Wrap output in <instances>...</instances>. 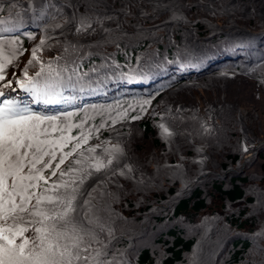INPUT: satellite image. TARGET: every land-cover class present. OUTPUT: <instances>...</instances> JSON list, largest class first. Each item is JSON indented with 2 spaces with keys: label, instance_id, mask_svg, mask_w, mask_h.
<instances>
[{
  "label": "trees",
  "instance_id": "16d2710c",
  "mask_svg": "<svg viewBox=\"0 0 264 264\" xmlns=\"http://www.w3.org/2000/svg\"><path fill=\"white\" fill-rule=\"evenodd\" d=\"M128 1L125 0V5H128ZM183 3H186L187 0H181ZM123 4L124 2L121 1ZM181 2V3H182ZM207 5L197 6L185 12L183 17H186V20L182 18L184 21H190V26H192L193 32H188V35H195L196 38H204L207 35L206 31L210 27L213 26V23L207 22L206 16L213 17L215 16L211 11H215L221 17H226L228 23L232 25H237L240 29L258 32L259 30L264 29V0H228L224 1L218 7H212V1H203ZM197 3V2H196ZM196 13L198 20L190 19L193 13ZM6 8L3 7L1 12L5 13ZM147 11L143 7L133 8L134 13L136 14V18L140 19L142 16L147 14ZM142 12L144 14H142ZM200 15L204 16L201 17ZM193 18V17H192ZM195 19V18H194ZM211 19V18H209ZM203 21L209 24V28L205 26H197L195 27L196 22ZM197 29V30H196ZM186 31H189L186 28ZM181 33L184 35L185 30H182ZM193 33V34H192ZM186 34V33H185ZM245 41L242 42L239 33H236L235 30L229 34H217L212 38L201 39L197 42V44H193L189 46L181 37L178 38V41L181 43L180 46L173 45V43H169L165 46L159 47L158 51L155 54L141 53L146 49V46L150 44V40H146V37H141V40H146L140 48L135 49L133 51H127L123 55L120 54L117 56V62L119 66L115 67L114 65L108 67L107 69H97L99 64L91 65L89 61H83L78 65L77 69L68 73L69 76L74 79L73 81L68 82L64 88L62 89V99L70 96V91H80L87 90L88 85H80V82H84L82 79L84 74L92 71L90 78L87 83L91 84L88 88H95L102 84L108 83V80H112L113 78H120L122 75L120 74L122 71H125L129 66L133 67L136 65V56L140 57L141 65L139 69L142 74H147V80L151 81V85L149 87L143 88H131V87H123V83L108 85L107 89L102 92V95H108L105 99L111 98V100H107V102H100L98 104H94L92 106H88V108H77L73 115L70 117L74 127L71 128L69 135L72 137H77L79 139V133L82 131L88 135L87 143H82L81 148L98 143L103 136L108 135L113 130L116 129H124L125 133L128 125L132 122H141L140 128L147 135H151L155 133L153 124L150 122V107L152 108L155 104L160 101H168L173 99L174 94L173 91L181 85L189 84L193 81H200V84L204 86L202 91H212L213 96L217 99L213 102L210 101H201V109L204 107H210L212 110V114L220 116V112L222 111V105L220 102H225L223 100L226 90L222 87L211 88L206 86L205 84H209L211 82H215L219 77L226 78V76L230 75L232 77L238 76V78H242L247 75L251 79L255 80L260 85L264 86V44L259 45L258 43L263 41L261 37H250L248 35L245 36ZM7 40H15L16 43L14 45H4V50H12L18 49L21 54L20 57L26 55L27 49L29 47V42L27 38L22 36H14V37H5ZM141 41V42H142ZM170 41V40H169ZM173 42V40H171ZM242 42V43H241ZM249 44H246V43ZM246 45H245V44ZM243 44V45H242ZM144 49V50H142ZM228 49L229 54H237L244 53L246 56L239 57L235 60H223L224 51ZM69 53V52H68ZM141 53V54H140ZM13 52L7 53L8 56L13 57ZM70 54V53H69ZM75 54V53H74ZM5 55V53H4ZM222 59V60H221ZM13 61H17L16 58L12 59ZM96 61V60H95ZM227 68L219 69L211 72L210 74L205 75L204 77H190L187 75H176L174 77H168L165 79H159V74H166L167 72H176L182 68L191 69V65H198L197 69L202 67H215L222 64H227ZM89 67H95L93 69H89ZM261 67V69H260ZM247 69L253 71V73L247 72ZM82 71V72H81ZM109 72L111 75L105 81L97 82L95 78L104 72ZM74 72V73H73ZM116 73V74H115ZM114 76V77H113ZM171 79V80H170ZM170 80V81H169ZM166 81H169L166 83ZM110 82V81H109ZM165 82L160 89L157 90L156 94L158 96L151 99H146L147 90L156 87V85ZM205 83V84H204ZM218 85V83H217ZM116 88L113 92H109ZM198 91H201L198 90ZM172 92V93H171ZM204 94H199L198 96L204 97ZM201 99V98H200ZM205 100V99H204ZM147 101V102H146ZM81 104L82 101H79ZM76 101L69 100L67 105H78ZM194 103V102H193ZM196 104V103H195ZM235 105H228V111L233 112L232 107ZM222 107V108H221ZM219 111V112H218ZM226 111V110H224ZM211 113H209L210 115ZM132 117H136V119H132ZM84 121V124L81 126L80 122ZM206 121V119H205ZM242 126L246 123H241ZM213 125V124H212ZM209 126V129L212 127ZM244 130L248 129L247 126L241 127ZM204 132V135H201L204 130L202 128H198L195 132L190 131L183 132L184 139H179L176 143H171L170 146L177 149H183L184 146L188 145L190 141L194 140L195 142L201 144V146L207 147L208 143L203 140L207 134H209L210 130ZM98 130V131H97ZM240 137H233L234 141H237V144L245 143L243 141L244 133L241 132L240 129ZM53 135H59V133H54ZM262 137L256 138L258 141H262ZM249 140V139H247ZM77 142V140H70L65 147L64 151H69L72 146ZM236 144V145H237ZM161 148L160 153L168 152L170 155H176L172 152H169L164 148L163 144L156 145ZM227 149L228 155H223L224 158L220 160L219 166L214 168L215 173L208 176L204 181L198 182L193 190L189 194H185L182 197H179L173 200L170 204L169 201L173 199V196L178 195L179 190L173 188L171 185L176 187V184H170V187L166 185H159L156 187L147 188L145 191L149 194L147 197L144 196L143 189L146 185L156 186L155 184L159 183L161 179H171L172 176L168 175L167 177H162L158 174H152L147 176L144 179V183L142 185H137L134 183L135 190L140 192L139 199L134 200L131 198L133 203L139 207V213L134 217H130L129 223L133 225L132 227H127L126 229H117L115 230L114 235H126L130 236V238H134L135 234L141 229L142 221L145 220V215L150 211V209H154L155 206H159L157 210L150 215V220L147 221V227L144 231L139 234L138 238L144 237L148 233H152V239L156 240L155 247H152L150 243L145 245H141L139 247H133L131 243H129L126 239H119L117 241V245L115 247L116 260L123 264L120 255L117 251L124 249L123 251H127L125 253L127 255L128 260L131 264H188L189 256L194 250V244H196V238L187 236L185 231L179 226L176 225V221L187 217H193L199 215L202 211L206 210L208 198L205 195L206 191L204 187L207 188L209 186L213 187L215 194L219 195L221 199L224 201L235 204L239 202H243L247 197V187L249 185L252 187V183H250V178H245L243 175L245 174V170H250L252 167H255L256 164L260 160L264 161V146L261 148L260 157L255 158L253 161L247 162L244 168H238L232 172H230L226 178H222L226 174L229 168L238 166V163L241 159L238 157L239 151H237V147H224ZM191 153V152H190ZM182 158V156H181ZM158 159V158H157ZM166 162V161H165ZM154 164H159V162L155 161ZM136 165V164H135ZM213 170V169H212ZM165 170L159 172V174H163ZM219 172V174H218ZM59 173V172H57ZM195 176H191L187 179H193ZM53 178V177H52ZM152 181V184L149 182ZM207 181V182H206ZM206 182V183H205ZM258 187H261V183L257 182ZM100 191V189H99ZM131 196V194H130ZM249 205L254 204L255 196L253 198L246 199ZM123 209L119 211L122 212ZM240 212V213H239ZM133 216V215H132ZM228 222L231 225H223L225 228L230 229L231 236L227 237L223 241L222 248L220 249L218 255L216 256L215 264H264V245L261 243H257L255 239H253V234L251 232H245L247 228L249 230H253L252 224H254V220L250 219L246 211L240 209L237 213H231L230 218H228ZM99 231V229H97ZM101 239L107 237L106 230L100 233ZM30 236V235H29ZM137 238V239H138ZM136 239V241H137ZM115 264V262H114Z\"/></svg>",
  "mask_w": 264,
  "mask_h": 264
},
{
  "label": "snow or ice",
  "instance_id": "6c2138e0",
  "mask_svg": "<svg viewBox=\"0 0 264 264\" xmlns=\"http://www.w3.org/2000/svg\"><path fill=\"white\" fill-rule=\"evenodd\" d=\"M176 18L177 9H173L170 19ZM105 19L103 15H82L78 21L71 18L69 23L76 22L77 32L95 31L92 24L108 32L103 26ZM53 20L59 21L53 27H62L63 17H53ZM8 23L7 19L0 20V25ZM46 39L45 35L32 49V59L22 76L9 79L6 69L13 57L4 55V45H14L16 41L0 36V264H120L112 252V242L117 237L112 226L111 204L104 198L107 195L118 200L119 194L108 192L107 185L114 183L121 188L119 179H113L117 175L142 185L143 173L139 178L135 175L139 169L127 162L119 134L113 137L117 143L105 142L103 154H96L93 148L80 150L72 164L61 170L65 160L77 153L82 143H87L88 135L82 131L77 139L68 134L74 127L70 119L72 112L38 113L16 93L19 88L28 100L45 103L62 97L65 86L62 73L67 68L58 64L59 57L47 63L39 59L38 51L44 49ZM67 47L75 49L77 46L68 44ZM18 51L13 49V55ZM31 67H38L33 75H29ZM80 124L82 126L84 121ZM160 127L171 145L178 133L164 124ZM201 127L203 135L209 126L202 122ZM70 140L77 142L69 151H64ZM202 150V147L197 149ZM247 151L246 142L242 143L241 155ZM165 167L181 168L179 164ZM97 173L96 183L90 186L92 190L85 189V180ZM188 183L185 181V187ZM98 185L103 188L100 195L94 197L92 192L97 191ZM260 203L258 197L257 204ZM105 230L107 237L101 239L100 233ZM29 231L30 236L25 234Z\"/></svg>",
  "mask_w": 264,
  "mask_h": 264
},
{
  "label": "rangeland",
  "instance_id": "374dc122",
  "mask_svg": "<svg viewBox=\"0 0 264 264\" xmlns=\"http://www.w3.org/2000/svg\"><path fill=\"white\" fill-rule=\"evenodd\" d=\"M30 1L32 0H0V5L5 4L4 6L12 8L15 7V5L13 4L16 3V7H22L25 4H28V2ZM57 1L60 6H64L66 2L71 0ZM101 1L106 2V4L108 5V9H110L107 14H104L107 11V7L103 6ZM213 1H215L213 2L215 6H219L221 3L228 0ZM76 2L77 0H75L74 5H72L71 8L74 11V15L77 17V21L82 15H103L106 17V19L103 21V26L108 27L110 31L108 32V35H106L107 32L103 31L99 25L94 24L92 29H95V31H92L91 29L81 32L73 30L71 32L72 35L70 40L83 41L82 43H80V49L86 47L85 51H87L88 49H91L92 51L97 50L100 51L98 54H100L101 56H109L112 54L118 55L119 52H121L122 50L124 51L127 45H132L131 43H137L138 41H140V45L143 46L142 44L145 43L146 40H150V45L148 46L149 48H147L149 49L147 50L149 51L148 54L157 51L159 47L167 45L169 39H173L174 42H176V46H180L181 43L178 41V38H180L179 35H182L181 33L183 32H181L182 30L177 22L182 21L184 24L185 21H183L180 17L179 10L181 9V6L188 7L192 5V3H186V5H184L183 3L178 4L171 2V0H159L157 1L155 6H152L153 10L150 8V14H147L146 17L142 16L140 19H135L133 17L132 21L120 22L121 27L117 29V24L114 20L116 17L120 16L122 10L123 12L126 11V13H130L131 15L135 16L136 13L133 12V8H138L139 4H134L133 6V3H131V1H128V5H124L119 1L111 2L109 0H92L90 1V3L85 0L84 2H86V5H89L88 9L84 7V3L82 8H78ZM157 5L160 6L157 7ZM130 6H132L131 9ZM95 9H98L99 12L95 13ZM173 9H177L176 19H170ZM19 13L20 12L15 11L14 13H11V15L15 17ZM217 15L218 13L215 11V14L211 16L219 18L213 19V17L208 16L209 22L213 23L211 31L218 32L225 28H228L229 26H232L231 23H228V18L226 19V17L224 16L221 17L220 15ZM192 17H190L191 20H193L194 18H198L196 13H193ZM183 19L186 20V17H183ZM56 22L59 21H53L51 14L46 15L45 13V20L42 23V28L46 27L43 30L44 35H41L39 39L33 43L36 47L40 44V40L42 38H45V35L47 36L46 47H44L45 50L38 51V57L40 60L43 59L42 53L45 52L48 48L49 50H51L50 48H55L57 42H66L67 39H69V26L71 25H69V23L67 25L66 21L63 20L62 27L55 28L53 27V25ZM189 23L191 22L186 21L185 26L190 29L192 28V26H190ZM183 24L182 26L184 27ZM133 25H136L135 29H132ZM77 26L78 25L76 24V27ZM197 26H205L209 28L207 23L203 21L196 22L195 27L197 28ZM37 29L38 31L42 30L41 28ZM188 32L190 33V31H187L185 33ZM206 33L208 35L210 33V29L206 31ZM243 35L244 34H241V36ZM183 36H185L184 41H188L187 43H190V37H186V35ZM141 37H146L147 39L142 41ZM96 44L100 45L98 46ZM133 45L135 46L136 44ZM76 48H78V46ZM62 50L63 48H61L60 51H56V54L46 60H43V62H47L55 56H58ZM10 51L13 52V49L8 51L4 50L5 55H7V53H9ZM30 53L31 52L29 47V51L26 53L27 55L20 57V55H18V52L15 56L12 54L13 58H16L17 61L15 62L12 60V63L7 66L9 69V79H15L22 76L23 69L28 65V61L32 59ZM90 54L91 56L97 55V53L93 52ZM87 57L89 56L86 53L85 55H80L76 58L68 57V55H66L58 60V64L66 65V73H69L72 72L70 69L73 70L74 67L81 62V60L86 59ZM0 60H2V57H0ZM34 69L37 70L38 67L29 68V75L32 71H34ZM247 72H249V69H247ZM249 73H253V71H250ZM200 85L201 84L196 83L186 86H179L173 91L174 97L172 99V102H182L183 100L187 102H194L192 108H194L195 103L197 104L196 108H194L195 110H193L192 108L191 110H186V116L190 117H187L184 120L177 121L184 128L192 126H194L195 128H202L201 123L205 122L203 121L204 119H206L205 123L213 124L209 129V134L201 139V141L205 140L208 143L206 148L192 140L188 145L184 146L183 149L173 148L172 146L164 147L167 151L176 154L170 155L168 152L160 153L161 148L157 147L156 145L163 144V142L161 138H156V136L154 135L146 136L144 133L141 134L139 132H135L130 136L131 138H127V140L123 142L122 138L120 137V133H118L120 135L119 138L122 142V145L126 150L128 158H134L133 161H135L136 165L134 163L130 164L139 169V172L135 173L138 178L140 177L141 173H143V178L152 174H158L163 178L167 177L168 175L172 176L171 179H161L159 183L155 184L156 186L146 185L143 189V197H147V195L149 194L145 191L147 188L152 189V187H155V189H157L156 187H158L159 185H166L167 187H170L169 183L171 182H173L171 184L177 185L176 187H174V185L171 186L179 190V192L189 193V189L195 187L191 186L190 182H192L203 173L215 172L214 168L219 166L220 160L224 158L223 155H225L226 157V155H228V152H231L230 150L227 151V149L223 150L224 147H237V151L240 152L241 145L237 144V141H234L233 138L237 137L238 139L240 137V129L241 132L244 133L245 139L243 141L246 142L248 151L245 152L243 156L241 155V152L239 153V155L242 158H246L250 163L254 160L253 156H251L253 151L251 150V148L254 149L256 143L259 142V137H262L261 139L264 140V86L258 84L257 82H255V80L251 79L247 75L243 76L242 78H238V76L232 77L228 75L226 76V78L219 77L215 82H211L208 85L205 84L206 86L211 88L222 86L226 90V94L223 98L225 102L219 103L223 108L221 107V115L218 116L212 114V110L210 109V107H203L201 109V101L204 102L207 100L213 102L217 99L213 96L214 94L212 91H202L204 87ZM198 86H200L201 91L197 90ZM13 87L16 88L15 83H13ZM18 90L20 91L19 88H16V92ZM201 92L202 94H204V97L198 96L199 94H201ZM228 105H235L234 107H232L233 112L229 113L227 108ZM209 113L211 114L209 115ZM167 115L161 120L160 123L171 129V126L168 123L169 121L167 119ZM241 123H246L243 126H247L248 129L244 130L243 128H241L243 127ZM105 142L106 141H103L102 143L98 144L99 149H97L96 154H103V148L107 146ZM115 143H117V140L113 138L108 144ZM201 147L203 150L201 152H198L197 149ZM57 155L59 156V153ZM74 157L75 156H69L68 159L65 160V163L61 165V170L67 169L68 165L72 164ZM155 161L159 162L160 164L159 171H157L158 164H154ZM166 164H179L181 168L177 170L172 167H165ZM54 165L55 162H53V166ZM242 165L243 164L238 165L235 169L241 168ZM162 170H165L164 173L159 174V172H161ZM244 172L245 174L243 175V177L248 179L250 178L251 180L249 181L250 183H252V187L250 185L249 188L248 186H246L248 191L246 199L253 198V196H255L254 204L249 205L246 199L243 202L235 204L228 203L224 201V199H221L219 195L215 194L213 187L209 186L207 188L204 187V190L206 191L205 195L208 198L206 210L202 211L197 216L174 220L176 221V225H179L185 231L184 233H186L187 236L194 237L197 241L194 251L186 257L188 259V264H209L212 262L215 253L222 248V243L224 242L223 240L231 236L230 229L228 230V228H225L223 225H231L228 222V218H230L231 213H237L240 209L245 210L247 216L250 219L254 220V224H252V227H250L253 230L247 231L249 230V228H247L245 232L252 231L251 234H253V239H255L257 243H261L264 245V161L260 160L258 164L255 165V167H252L250 170H245ZM98 176L99 173L94 176H90L87 180H85L88 181L86 189H88L89 191L92 190L90 186L96 183ZM191 176L195 177L193 179H187ZM207 177L208 176L204 177L202 181H204ZM113 179H119V183L120 185H122V187L117 188L116 184L108 183L107 191L111 193H118L119 199L115 200L107 195H105L104 198L110 201L111 204V218L113 221V228L115 230L126 229L127 227L133 226L130 225L128 219L130 217H134L139 213L140 208L137 207L133 203V201L139 199L138 197L140 195V192H137V190L134 189V180L126 179L119 175H117V177H114ZM185 181L189 182L187 187H185ZM257 182L261 183V187H258L259 185H257ZM150 183L151 185H153L152 181H150ZM102 188L103 185H98L97 187V189ZM251 188H255L256 191H250ZM98 193L99 192H95V197L100 195ZM130 197L133 199V201ZM258 197L261 201L260 204H257ZM120 209H123L122 212L119 211ZM146 227H144V229L141 228V230H139L136 235L139 236V234L144 231ZM25 234L31 235V231ZM151 234L152 233H148L144 237L142 236V238H138L137 241L135 239L133 242H131V245H133V247H139L141 245L143 246L147 243H150L151 245H153L152 247H155L156 240L152 239ZM123 250L124 249L117 251V253L120 255L119 257H121V260H123L122 263L125 264L126 261L127 264H131L128 260L129 258H123L125 253H127V251ZM121 253L123 254L121 255Z\"/></svg>",
  "mask_w": 264,
  "mask_h": 264
},
{
  "label": "water",
  "instance_id": "95a60500",
  "mask_svg": "<svg viewBox=\"0 0 264 264\" xmlns=\"http://www.w3.org/2000/svg\"><path fill=\"white\" fill-rule=\"evenodd\" d=\"M119 237H117V239H118ZM117 239H115L113 242H112V244H113V246L112 247H114V245H115V242H116V240Z\"/></svg>",
  "mask_w": 264,
  "mask_h": 264
},
{
  "label": "bare ground",
  "instance_id": "6f19581e",
  "mask_svg": "<svg viewBox=\"0 0 264 264\" xmlns=\"http://www.w3.org/2000/svg\"><path fill=\"white\" fill-rule=\"evenodd\" d=\"M86 184H87V183H86V182H84V186H85V187H86Z\"/></svg>",
  "mask_w": 264,
  "mask_h": 264
}]
</instances>
